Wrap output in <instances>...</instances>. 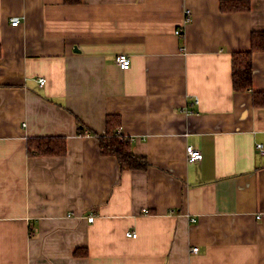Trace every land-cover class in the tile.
<instances>
[{
  "label": "crops",
  "instance_id": "0c3cea01",
  "mask_svg": "<svg viewBox=\"0 0 264 264\" xmlns=\"http://www.w3.org/2000/svg\"><path fill=\"white\" fill-rule=\"evenodd\" d=\"M221 1L0 0V264H264V51L232 73L264 0ZM110 115L147 167L103 154Z\"/></svg>",
  "mask_w": 264,
  "mask_h": 264
},
{
  "label": "trees",
  "instance_id": "16d2710c",
  "mask_svg": "<svg viewBox=\"0 0 264 264\" xmlns=\"http://www.w3.org/2000/svg\"><path fill=\"white\" fill-rule=\"evenodd\" d=\"M250 3L246 0H222L223 10L247 9ZM264 51V31H254L252 33V49L245 52H235L233 54V85L236 91H246L253 87V53ZM258 92L254 93V99ZM121 119L119 116L110 115L107 119L106 134L97 135L100 140L103 154L115 155L121 168H145L149 165L147 158L143 155L135 154L128 138L119 132ZM80 132L84 130L80 128ZM28 151L34 155L64 154L67 151V141L60 137H36L28 140Z\"/></svg>",
  "mask_w": 264,
  "mask_h": 264
},
{
  "label": "built area",
  "instance_id": "2783aa9c",
  "mask_svg": "<svg viewBox=\"0 0 264 264\" xmlns=\"http://www.w3.org/2000/svg\"><path fill=\"white\" fill-rule=\"evenodd\" d=\"M186 13V22H190L191 21V10L187 9L185 11ZM21 23V17L18 15H15L11 18V24L12 25H18ZM176 34H181V29H176L175 30ZM183 51H185V48H181ZM115 61L117 63V65L122 68V69H129L132 61H131V56L129 54L126 53H119L116 55ZM45 82V78H40V83L44 84ZM262 143H259L258 146L262 148V151H264V148L262 147ZM186 151H187V158L189 161H199L202 159L203 154L201 152L200 149L196 148L195 146H193L192 144L187 145L186 147ZM257 217H261V214H258ZM95 219V215L94 214H90L88 216V220L89 221H93ZM126 234L128 236H133L136 237L137 236V232H126ZM193 251H198L199 247L198 246H193L192 248Z\"/></svg>",
  "mask_w": 264,
  "mask_h": 264
}]
</instances>
